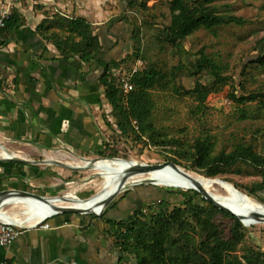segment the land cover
<instances>
[{"label": "trees", "instance_id": "16d2710c", "mask_svg": "<svg viewBox=\"0 0 264 264\" xmlns=\"http://www.w3.org/2000/svg\"><path fill=\"white\" fill-rule=\"evenodd\" d=\"M150 1L158 0H129L120 20L132 24V50L121 58L118 71L107 68L100 76L121 134L131 137L135 142L169 149L172 154H165V161L183 165L182 160H185L188 168L206 176L225 173L228 167L240 160L259 168L262 178L251 187L233 184L264 202V197L259 194L264 190V154L256 150L254 140H241L229 151L214 153L208 128L204 127L193 143L185 144L179 136L171 135L164 126H160L155 117V95L158 89L170 88L177 95L188 97L191 100L189 113L198 117L206 114L209 95L226 85L230 86L227 97L237 105L257 101L264 110V83L254 89H248L245 80H241L238 85L236 78L224 74L223 67L205 48L198 50L197 56L189 64L180 59L171 66H160L148 54V46L144 45L143 39V26L154 17L150 11ZM260 1L261 8H264V0ZM212 2L167 0L170 21L156 29V42L171 46L173 52L182 53L184 41L199 29L215 30L221 26L242 25L246 22L245 18L232 12H220ZM137 12L141 13L140 22L137 16L130 14ZM24 21L25 17L12 8L6 26L0 29V35L9 37ZM37 32L57 48V57L61 59L74 57L82 63L92 64L103 52L104 46L95 26L84 16L46 11ZM258 46L260 50L257 56L245 62L242 75L247 73L246 69L250 66L264 68V37L258 41ZM138 57H147L148 64L134 75V89L126 101L119 80ZM186 75L194 77L189 86L180 83ZM203 76H207L208 81H204ZM133 119L137 120L138 129L132 125ZM104 148L99 152L104 156L119 155L117 151L111 150L115 148L113 141H105ZM104 150L111 152L105 153ZM190 191L193 190L189 189L187 193ZM161 203L164 209H157L147 218L136 216L130 223L126 219L113 221L112 230L108 232L112 243L121 252L119 258L130 255L134 257L135 264H264V246L253 243L247 224L239 215L205 199L197 202L189 195L173 205L162 197Z\"/></svg>", "mask_w": 264, "mask_h": 264}, {"label": "crops", "instance_id": "0c3cea01", "mask_svg": "<svg viewBox=\"0 0 264 264\" xmlns=\"http://www.w3.org/2000/svg\"><path fill=\"white\" fill-rule=\"evenodd\" d=\"M115 1L15 3L13 8L25 17L24 24L9 37L0 35V132L13 138L4 142L0 136L5 147L13 148L17 139L19 143L26 140L36 155V146L52 144L54 139L86 148L96 134L104 138L103 145L114 141L110 132L117 126L100 76L107 68L120 69L127 45L118 35L122 24L113 20ZM6 2L0 0V8ZM46 11L88 18L104 46L98 59L86 64L74 57L58 58L57 48L37 32ZM25 103L30 105L28 111L22 108ZM36 172V165L0 160V187L19 188L23 177ZM130 202L115 199L101 213H58L33 226L16 223L22 232L10 245L0 246V260L7 264H119L106 232L111 218L129 216Z\"/></svg>", "mask_w": 264, "mask_h": 264}, {"label": "rangeland", "instance_id": "374dc122", "mask_svg": "<svg viewBox=\"0 0 264 264\" xmlns=\"http://www.w3.org/2000/svg\"><path fill=\"white\" fill-rule=\"evenodd\" d=\"M16 2L18 1L12 2V8L15 6ZM115 2L117 4H115L112 9L114 8L117 10V17H115L117 19L113 18V20H116L114 23L119 22L122 24L121 31L118 32V35H120V40L127 43V45L123 46L122 51L123 54H126L132 50L134 44L133 38L131 37L132 24H129L128 21L124 19L120 20V18L122 12L127 9L129 0H121V3L117 0ZM212 3L218 7L220 12H232L245 18L246 22L242 25L231 24L221 26L215 30L199 29L184 41L182 45L183 52L177 53L173 52L171 46L158 44L155 39L156 29L170 21L167 0L150 1V11L154 14V17L148 19V23L143 26L144 45L148 46V54L152 56L160 66H171L178 63L180 59H182L184 63L189 64L190 60H193L197 56V51L201 48H205V51L211 54L223 67L224 74H231L236 78L238 85L241 80H245L248 89L258 87L260 84L264 83V68L260 69L255 66L247 67V73L244 75H242V69L246 65L245 62L248 59L257 56L260 50L258 41L264 37V8H261V1L213 0ZM130 14L135 17L137 16L138 21H141L140 12ZM138 58L144 61L143 68H145L148 64V58ZM122 64H125V62H122ZM193 78V76L186 75L182 78L180 83L189 86L193 82ZM202 79L208 81L207 76H203ZM229 89L230 86L226 85L222 90L211 93L208 97L209 108L206 114L199 115L198 117H193L189 113L191 100L188 97L179 96L170 88L165 90L158 89L155 95L156 121L160 126H164L165 130L171 135L179 136L185 144L193 143L201 132L205 128H208L211 134V143L214 153L220 150L229 151L236 142L241 140L246 142L254 140L256 142V150L264 154V110L257 101L249 102L246 105H237L227 97ZM113 123L117 126V129L112 128V132H110V137L114 140L113 145L115 146V148H111V150L117 151L121 157L154 163L165 161L164 155L172 154L169 149L167 150L150 144L145 145L143 142H135L131 137L121 134L114 117ZM92 138L93 142L87 146L88 149L97 153L105 149L103 145L104 138L99 134L92 136ZM104 152L110 153L111 151L104 150ZM182 162L184 166L188 165L185 160H182ZM36 167L37 172L35 174L26 176L27 178L23 177V182L19 183L20 189L26 191L30 190L28 183L25 182V180L30 179V177L38 179L37 181L43 185L53 184L54 182L59 183L63 178L69 179L68 176L61 175L62 171L59 168H42L38 165H36ZM67 173L70 174V171ZM72 173L75 175V178L82 176V173L77 171ZM220 175L229 179L232 183H240L248 188L262 178L259 168L242 160L228 167L227 172ZM69 184L70 183H61L59 185L67 186ZM137 188L139 189L137 195L140 200L139 208L133 209L126 218H111L109 223L110 226L114 220L126 219L128 220L127 222L130 223L129 221L136 216L147 218L157 209H164V204L161 203L162 197L167 199L172 205L176 204L179 200H183L184 197L188 195L193 196L197 202L203 199L201 193L195 190L190 191L189 194L187 193L188 190L184 192L173 191V193H168L165 197L166 191L163 187L159 188V185L139 184ZM58 191L59 195L63 194V192L60 193V190L57 188L50 190L49 194ZM126 191L117 198L122 199L121 197L125 195ZM196 192H198V194ZM130 194L131 193L128 195ZM259 194L264 197V190L259 192ZM89 214H94V212H90ZM242 214H244L245 217H242L241 213H239L247 224L249 233L252 235L253 243L256 244L259 242L257 244L261 245V240L263 239L259 237L256 239L252 234L253 231L251 232L255 224L252 223L246 213L242 212ZM111 230L112 226L108 231ZM106 237L110 239L112 243V237L109 232H106ZM110 247L114 249L117 257L120 256V250L113 243ZM123 256H125V258L118 257L119 264H135L134 257L130 255Z\"/></svg>", "mask_w": 264, "mask_h": 264}, {"label": "bare ground", "instance_id": "6f19581e", "mask_svg": "<svg viewBox=\"0 0 264 264\" xmlns=\"http://www.w3.org/2000/svg\"><path fill=\"white\" fill-rule=\"evenodd\" d=\"M58 145H67L62 141L54 139ZM34 146L25 142L15 143L13 148H0V160L7 158L20 159L30 164L35 163L33 156L44 157L46 160L55 161L66 165H79L85 162L96 160V156L91 153H75L65 149H42L36 146L37 155L34 153ZM121 157L120 155H113ZM167 168L178 170L184 176L175 174H159L149 169H138L126 173L116 171L97 173L87 170L81 171L82 176H78L67 186H60L59 183L43 185L36 180H29L28 185L31 193L15 190H0V218L27 226L41 223L46 217L61 209H77L83 212L101 213L119 195L123 194L130 184H155L173 191L184 192L186 190L204 188L207 196L217 198H233L241 195L235 185L221 175L206 176L187 166L175 164L167 161ZM46 168L44 165H40ZM59 191L49 194L52 189ZM249 195V194H248ZM224 204V203H222ZM248 213L255 226L251 229L253 236L261 240L264 245V216L253 209H239ZM249 217V218H250ZM259 243V242H257Z\"/></svg>", "mask_w": 264, "mask_h": 264}, {"label": "water", "instance_id": "95a60500", "mask_svg": "<svg viewBox=\"0 0 264 264\" xmlns=\"http://www.w3.org/2000/svg\"><path fill=\"white\" fill-rule=\"evenodd\" d=\"M0 136L2 137L4 142H6L10 139L11 140L13 139V138L6 136V135L3 136L2 134H0ZM16 142H20V140L17 139ZM22 142L31 143V142L26 141V140H23ZM1 147H3L4 149L6 148L5 145L0 142V148ZM38 147H41L42 149H46V150L47 149L55 150V149L62 148V149H65L67 151H71V152H75V153H91V154H94L96 156V160H94L92 162H85L84 164H79V165H66V164L55 162V161L46 160L44 157H40V156H33V159L35 160V163H33V164H30L28 162H25V161L20 160V159H15V158H7V160L24 162V163L29 164V165H38V166L44 165L46 167L59 168L62 171L61 172L62 176H68L69 177V179H66V178L61 179V181H59L60 182L59 184H61L62 182L66 183V184L73 182V180H75V175H73L72 172L77 171V172L81 173V171H83V170H87L89 172H97V173H106V172H112V171H116V172H120V173H126L129 171H134V170H138V169H149V170L156 172V173H159V174H175V175H181V176L185 175L178 170H170L169 168H167V166H166L167 161L149 163V162H144V161L127 159L124 157L104 156V155L97 153V152H94L93 150L88 149L86 147H75V146H72L70 144L63 146V145H58V144L53 143V144H48V145H41ZM68 171H70V174L67 173ZM53 184L57 185L58 183L54 182ZM139 184H142V183L136 182V183L130 184L127 189L133 188ZM159 188H161V186H159ZM164 189L166 191V194L164 195L165 197L168 195V193H173V190H171V189H167V188H164ZM0 190H15V191H23L26 193H31L30 191L22 190V189L17 188V187H0ZM235 190L239 191L237 188H235ZM196 191L201 193L203 199L211 202L215 206H217L223 210H226L230 213L239 215V213H237V210L247 208V209H253L257 213H259L260 215L264 216V202L255 198L254 196L242 193L241 191H239V193H241V195H239L237 197H233V198H217V197H213V196L212 197L207 196L205 194L204 188L202 186H198V189H196ZM222 203H224V204H222ZM61 212H63V213L74 212V213H81V214L88 213L86 211L83 212V211H80L77 209H67V208L61 209L60 211L55 212V213H61ZM242 212L246 213L245 211H242ZM55 213H53L52 215H54ZM246 214L248 215V213H246ZM48 217H46L45 220ZM250 219H251V217H250ZM251 221H252V219H251ZM252 223H253V221H252ZM243 262H245V261L243 260Z\"/></svg>", "mask_w": 264, "mask_h": 264}, {"label": "built area", "instance_id": "2783aa9c", "mask_svg": "<svg viewBox=\"0 0 264 264\" xmlns=\"http://www.w3.org/2000/svg\"><path fill=\"white\" fill-rule=\"evenodd\" d=\"M14 1H19V0H7L5 5H3L0 8V29L6 26V23L11 16L12 2ZM143 66H144V61L137 58L131 69L129 71L123 72L120 77L119 83L122 89L124 99L126 101L128 100L129 94L134 89L133 77L140 69L143 68ZM22 108L24 109V111H28L27 109L30 108V105L28 103H25L23 104ZM132 125L136 129H138V122L136 119L132 120ZM0 134L5 136L1 132ZM53 143L57 144L55 140H52V144ZM25 182L28 183V180H25ZM22 229L23 227L17 225L16 223L0 218V246L6 247L10 245L15 240V238L22 232ZM0 264H7V261L1 259Z\"/></svg>", "mask_w": 264, "mask_h": 264}, {"label": "flooded vegetation", "instance_id": "af4514ba", "mask_svg": "<svg viewBox=\"0 0 264 264\" xmlns=\"http://www.w3.org/2000/svg\"><path fill=\"white\" fill-rule=\"evenodd\" d=\"M127 191H126V193H125V195L124 196H122L121 198L122 199H120V198H116L117 199V201L119 202L120 200H130L131 202V207L133 208V209H137V208H139V205H140V200H139V197L137 196L138 195V193H139V189L137 188V186H135V187H133V188H129V189H126ZM131 191V192H130ZM129 193H131L130 195H128ZM129 197V198H128Z\"/></svg>", "mask_w": 264, "mask_h": 264}]
</instances>
